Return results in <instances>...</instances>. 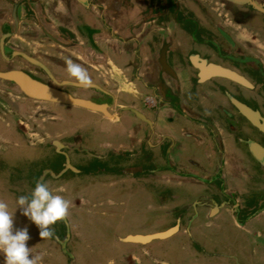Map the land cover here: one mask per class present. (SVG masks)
I'll return each mask as SVG.
<instances>
[{
	"label": "crops",
	"instance_id": "crops-1",
	"mask_svg": "<svg viewBox=\"0 0 264 264\" xmlns=\"http://www.w3.org/2000/svg\"><path fill=\"white\" fill-rule=\"evenodd\" d=\"M85 2L81 5L75 0H0L1 71L20 68L44 72L23 53L44 63L53 76L76 80L66 70V61L70 60L86 69L88 84L98 86L99 91L80 87L77 88L82 93L79 95L74 86H67L71 89L66 88L67 91L100 102L107 94L116 100V106L126 110L120 118L110 119L73 106L48 104L50 106L45 111L52 121L58 124L56 107L61 108L65 121L70 123L69 131L76 133L72 137L78 138L75 146L67 144L77 149L74 150L76 153H69L72 166L67 165V173L71 176L56 185L63 190L72 188L73 193L68 197L73 200L83 196V199L91 200L85 192L94 190L95 200L110 205L115 209V215L124 205L118 195L131 196L136 186L158 202L159 214L166 207H192L187 219L191 224L188 227L190 238L213 241L231 237L239 228L228 214L227 193L232 191V186L239 185L240 171L234 172L230 165L226 167L224 164L219 176L217 170L208 168L206 163V167L196 168L200 157L214 160L215 151L222 150V142L226 144L232 140V133L220 121L204 120V115L214 118L209 115L214 116L216 111L210 106V93L203 89L205 84L195 83L190 73L192 55L208 52L200 42L207 40V32L198 41V31L194 32L192 27V14L196 18L201 14L195 8L196 1ZM251 20V24H255L257 17L253 15ZM224 22L228 26L229 23ZM207 24L204 26L210 30ZM234 28L241 39L252 43V51L264 62V32H256L254 27H247L246 31ZM0 87L6 95L13 96L12 86L0 81ZM146 98L156 101L158 108H149L151 102ZM26 99L29 102L25 107L33 106L34 103L30 102L33 100ZM12 106L17 110L15 102ZM0 107L6 106L0 103ZM13 118L10 112L8 116L0 109V130H6L14 123L25 134L20 127L27 122L23 121L24 116ZM41 131L30 129V135L37 136ZM86 157L90 163L100 161L101 165L95 162L97 174H78L77 169L83 166ZM75 161L80 164H74ZM120 176L126 179L120 181ZM86 184L93 185L85 187ZM119 185H122L120 190ZM80 188H83L82 195ZM106 190H110V195L104 193ZM4 198L6 200V185ZM127 200V212L131 209L132 214L136 213L140 202L130 197ZM152 200H148V207H152ZM142 207L144 209L143 204ZM162 212L166 214L167 211ZM263 215L264 212L259 216V229H263ZM152 229H159V224L155 223ZM113 232L119 242L121 235ZM253 233L256 238L258 235ZM162 240L157 241L158 245L171 249L179 247L177 249L184 253H191L192 245L188 244L189 239L182 235V231Z\"/></svg>",
	"mask_w": 264,
	"mask_h": 264
},
{
	"label": "flooded vegetation",
	"instance_id": "flooded-vegetation-1",
	"mask_svg": "<svg viewBox=\"0 0 264 264\" xmlns=\"http://www.w3.org/2000/svg\"><path fill=\"white\" fill-rule=\"evenodd\" d=\"M195 1V8L201 14L200 18H196L192 14L194 17L191 21L192 27L194 32L198 31V41L206 36L205 33L207 32V40L200 42L205 45L208 52L204 55L197 52L192 55V61L189 65L190 73L193 75L195 83L198 85L205 84L201 90L203 88L210 93V106L216 111L214 116L207 114L214 118L204 115V120L215 119L220 121L221 124H224L225 129L232 133L231 142H226V144L222 142V150L217 149L215 151L214 160L207 161L200 157L201 160H199V165L196 168L202 169L201 167L204 168L207 164L208 168L217 170L219 176L224 169V164L226 167L230 165L234 172L240 171L239 185L232 186V191L227 193V198H229L228 214L239 229H236V232H233L229 238L224 237L213 241L211 239L204 241L200 238H190L188 227H191V224L187 219L191 216L192 207L177 206L174 209L166 207L162 208L159 214L158 211L151 212V208L154 206H147V212L143 216V224L138 228H130L133 230L125 231L120 234V237L128 235L146 236L175 228L170 236L182 231V235L189 239L188 244L192 245L191 253H184L181 249H177L179 247L172 249L162 247L161 244L158 245L157 243L162 239H151L148 242L116 241L121 244V247L116 249L118 252L115 255L118 258L126 250H128L127 252H134L133 254H137L136 252L141 250L138 257H141L142 262L137 264H264V225L262 226L263 229H259L261 223H258L260 214L264 212V62L252 51V43L241 39L240 33L234 28L238 27L246 31L247 27L248 29L254 27L256 32H264V0H252L251 3L248 0H244L242 3L231 0H207L203 3L198 0ZM75 2L78 3L76 0ZM80 4L85 5L86 3ZM207 12L211 13L213 17ZM253 15L257 17L255 24H251ZM224 21L229 23L228 26L225 25ZM204 24H207L210 30ZM209 64L218 65L234 72L243 82L222 75H214ZM26 71L36 78L42 80L46 78L44 72V78H42L37 76L38 73L34 70ZM46 80H50V78H46ZM63 88L66 90V87ZM1 91L4 92L3 88ZM219 96H222V99ZM150 102L149 108H158L156 101ZM245 109L250 112L247 113ZM43 113L48 114L46 111ZM43 121L40 128L42 131L39 134H41L40 137H47L50 135L51 129H48V119ZM57 144L58 150L56 149L57 156H55L57 161L54 162L52 157L48 158L50 161L48 160L47 167L30 178L33 188L38 180L45 181L46 178H50L59 182L68 176L69 168L67 165H71L69 159L72 155L66 152L65 148L68 147ZM226 147L229 150H226ZM74 164L80 163L75 161ZM81 165L83 166L77 169L80 176L97 174L95 173L97 170L89 167L88 163L83 161ZM58 189L62 188L58 186ZM88 192L85 194L87 195ZM104 193L110 195V191ZM78 200L81 199H69L70 208L74 207V201L79 203ZM0 201L6 200L0 199ZM77 207L83 209L77 212L83 226L93 222V218L90 219V215L84 211L87 209L85 205L80 206L79 203ZM95 209L94 219L116 213L114 208L101 201L97 202ZM162 211L167 212L163 214ZM155 223L159 224L157 230L152 229ZM120 224L122 230L129 228L120 222L118 227ZM68 225L71 229L69 223ZM86 229L88 228L86 227ZM252 232H256L258 236L255 238ZM68 236L70 237V234ZM223 253L225 255H222ZM133 258H135L134 255ZM228 258L231 259L227 261Z\"/></svg>",
	"mask_w": 264,
	"mask_h": 264
},
{
	"label": "rangeland",
	"instance_id": "rangeland-1",
	"mask_svg": "<svg viewBox=\"0 0 264 264\" xmlns=\"http://www.w3.org/2000/svg\"><path fill=\"white\" fill-rule=\"evenodd\" d=\"M38 76L44 78L43 72L38 71ZM65 87L70 89L67 86ZM1 90L2 88H0V101L1 104L6 107H0V109L7 112L8 116L10 112L12 118L14 116L19 117V115H23V121H27L20 125L25 134L14 123L8 125L6 130L3 128L0 130L1 197L3 199V188L6 185V201L3 202L8 204V210L11 213L16 207V197L26 195L32 191L33 187L31 185L30 178L32 176H36L43 168L47 167V162L48 160L50 161L48 158L52 157L54 162L57 161L55 156H57L56 152L58 150V144L55 140H59L63 147H68L65 148L67 153L74 154V150L70 149L67 144L70 143L71 146H75L78 144V138L72 137V135L76 133L74 131H69L70 123L65 121V114L64 111H61V108L59 109V107H56L55 115L58 120L57 124V122L52 121L51 116L43 113L50 105L30 101L36 106L38 105V107L35 105L25 107L26 103L29 102H26L27 99L25 97H21L16 94H13V96L10 95L9 97L6 95L7 93L1 92ZM77 90L78 91H74L77 93L81 92L79 89ZM81 94L82 93L79 95ZM16 96H18V98H16ZM14 102L17 110L12 108ZM47 119L48 129H51L49 136L40 137L41 134L34 136L33 133L30 135V129L41 130L40 128L44 122L43 120ZM64 125H67V127ZM83 161L84 163H88L89 167L94 170H96L95 162L101 165L98 160L94 161V163L93 161L90 163L88 157H86ZM70 176L71 175L68 174L66 179ZM119 179L120 181H123L126 178L120 176ZM44 182L48 184L50 190H52L54 194L61 195L67 201L69 200L68 194L73 193L71 192L73 191L72 188L65 189L67 191L58 189V185L56 184H62L63 180L57 182L55 180H51L50 178H46ZM88 185L93 184H86V187ZM121 188L122 185H119L118 189L120 190ZM81 190L83 189L79 190L80 193ZM147 193L148 192L140 190V188L135 186V190L132 194L133 196H128L127 194L118 195L124 200V205L120 207V212H118L117 215L101 216L94 219L96 215L95 206L98 200H95L96 194L94 193V190L88 192L91 202L88 199L85 200L83 198L78 200L80 206H86L87 209H84V211L90 215V219L93 218V222L87 223L86 226H83L77 213L79 210H83L78 209L79 207L76 208L79 203L74 201V207L70 208V202L68 201L69 209L66 217L67 219H65V221H58L56 224L50 226L54 232V236L49 239H41L38 235L39 229L31 221L24 217L19 209H16L14 212L13 228L14 230L20 228L28 229L30 239L27 241V245L31 248L33 256L42 257L38 264H115L122 262L124 264L131 262L137 264L140 261L142 262L141 257H138L141 250H138L136 252L137 254H133L134 252L132 251L127 252L128 250H126L124 251V254L117 258V255L115 254L118 251L116 249L121 247V244L116 242V235L113 231L115 230V232L123 234L125 231L133 230L130 228H138L143 224V216L147 212L148 200H152ZM167 195L168 198L171 195L169 190ZM128 197L131 199L136 198V200L140 202V204H137V208H139V210L136 213L132 214L131 209H128L127 212ZM3 200H5V198ZM142 204L144 205V209ZM152 206H154V208H151V212H156L158 211L157 208H160L158 207V202L153 200ZM119 222L129 228L122 230L121 224L118 227ZM68 223L70 224L71 229H69ZM86 227L88 229H86ZM69 234L70 237L68 236ZM133 255L135 258H133ZM0 264H3L2 254H0Z\"/></svg>",
	"mask_w": 264,
	"mask_h": 264
},
{
	"label": "clouds",
	"instance_id": "clouds-1",
	"mask_svg": "<svg viewBox=\"0 0 264 264\" xmlns=\"http://www.w3.org/2000/svg\"><path fill=\"white\" fill-rule=\"evenodd\" d=\"M66 70L70 77L81 84L90 82L86 69L81 65L69 60L66 61ZM15 204V209L10 213L8 204L0 201V254L3 255V264H38L42 257L32 255L27 245L30 239L28 229L13 228L14 212L19 209L39 229V237L49 239L54 236L50 226L66 219L69 202L61 195L54 194L46 182L38 180L30 193L16 197Z\"/></svg>",
	"mask_w": 264,
	"mask_h": 264
},
{
	"label": "water",
	"instance_id": "water-1",
	"mask_svg": "<svg viewBox=\"0 0 264 264\" xmlns=\"http://www.w3.org/2000/svg\"><path fill=\"white\" fill-rule=\"evenodd\" d=\"M78 3L85 4V0H76ZM237 3H242L244 0H231ZM252 0H248L251 3ZM92 40H89L91 42ZM91 45H95L92 41ZM25 58H28L34 65H38L40 69L47 73L50 80H42L40 78H36L28 73L24 69L15 68L1 71L0 70V81L5 82L6 84L12 86L11 91L13 94L23 96L25 98H29L35 102L45 103V104H59L66 106H73L77 108H81L90 112H96L103 114L105 117L110 119L120 118L124 115L126 110H122L119 106H116V100L110 95H105L106 99L102 102L97 101L94 98H85L81 96L74 95L69 91L65 90L64 86H74L76 88L80 87H88L92 89H96L99 91L98 86L95 85H82L79 84L76 80H65L61 79L62 77L53 76V74L48 70L47 66L35 59L34 57L29 58L31 55L23 54ZM210 69L214 72V75H222L231 79H236L238 81H242L240 77H238L234 72L220 67L218 65L209 64ZM13 88V89H12ZM9 90V91H10ZM104 94V92H102ZM117 107L119 108L117 110ZM126 108V107H125ZM247 110V109H245ZM250 111L247 110V113ZM264 123V118H263ZM264 127V125H263ZM55 142L60 143L59 140H55ZM70 149H74L69 147ZM70 166V164H69ZM65 221V220H63ZM175 228L166 230L164 232H158L151 235L140 236V235H128L126 237H120L118 240L121 242H148L151 239H165L172 234Z\"/></svg>",
	"mask_w": 264,
	"mask_h": 264
},
{
	"label": "built area",
	"instance_id": "built-area-1",
	"mask_svg": "<svg viewBox=\"0 0 264 264\" xmlns=\"http://www.w3.org/2000/svg\"><path fill=\"white\" fill-rule=\"evenodd\" d=\"M145 100H146L147 102H150V99H148V98H146Z\"/></svg>",
	"mask_w": 264,
	"mask_h": 264
}]
</instances>
